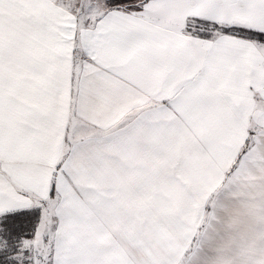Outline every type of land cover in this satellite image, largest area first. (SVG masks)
Returning a JSON list of instances; mask_svg holds the SVG:
<instances>
[{
	"label": "snow or ice",
	"instance_id": "1",
	"mask_svg": "<svg viewBox=\"0 0 264 264\" xmlns=\"http://www.w3.org/2000/svg\"><path fill=\"white\" fill-rule=\"evenodd\" d=\"M0 264H264V0H0Z\"/></svg>",
	"mask_w": 264,
	"mask_h": 264
}]
</instances>
